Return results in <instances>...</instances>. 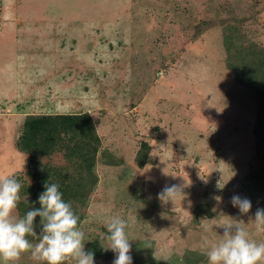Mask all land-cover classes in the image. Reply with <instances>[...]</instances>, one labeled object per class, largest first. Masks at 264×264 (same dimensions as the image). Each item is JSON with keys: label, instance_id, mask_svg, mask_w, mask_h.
<instances>
[{"label": "rangeland", "instance_id": "obj_1", "mask_svg": "<svg viewBox=\"0 0 264 264\" xmlns=\"http://www.w3.org/2000/svg\"><path fill=\"white\" fill-rule=\"evenodd\" d=\"M247 14L244 0H0V176L21 184L26 155L15 141L27 114L89 111L103 148L125 164L97 167L101 181L79 227L85 252L96 238L107 246L114 217L128 225L130 255L147 239L166 260L186 248L208 250L224 239L216 224L228 221L242 225L249 241L264 243L254 220L264 209V182L245 179L256 152L255 99L225 67L221 28L194 37L204 20ZM257 20L245 31L264 43V12ZM143 141L154 164L140 168L135 157ZM173 184L182 196L161 203L152 218L140 219L129 207L135 187L158 199ZM233 195L251 201L247 214L231 204ZM201 201L214 215L188 228ZM29 210L19 199L12 215ZM40 221H33L36 236L26 237L33 245L43 234ZM104 254L94 264H113L116 254ZM33 263L39 262L30 251L7 262Z\"/></svg>", "mask_w": 264, "mask_h": 264}, {"label": "trees", "instance_id": "obj_2", "mask_svg": "<svg viewBox=\"0 0 264 264\" xmlns=\"http://www.w3.org/2000/svg\"><path fill=\"white\" fill-rule=\"evenodd\" d=\"M244 1L247 15L204 20L195 26L194 37H200L213 27L221 28L226 52L225 67L234 74L236 84L246 88L256 102L253 124L256 152L249 162L250 168L245 179L264 182V43L253 40L245 31L246 23H259L257 16L264 12V5L262 0ZM19 130L15 146L26 155L25 173L20 174L19 178L20 202L31 209L41 208L38 197L45 191V183H56L62 199L71 205L74 214L79 217V229L101 181L98 165L117 167L125 164L124 158L103 148V138L89 111L27 114ZM135 161L140 168L154 164L148 142H142ZM131 198L134 202L129 207L140 219L152 218L154 212L161 209L159 199L150 198L142 188L135 187ZM163 211L165 214L172 213L169 209ZM213 215L209 202H198L187 227L199 228L207 217ZM154 246L155 241L152 239L135 243L131 253L134 255L132 264H209L207 250L202 246L194 252L186 248L181 255L168 260L155 259ZM88 251L93 252L95 258L105 256L104 247L98 238L89 244ZM37 262L47 264L45 261ZM63 264H68L67 260Z\"/></svg>", "mask_w": 264, "mask_h": 264}, {"label": "clouds", "instance_id": "obj_3", "mask_svg": "<svg viewBox=\"0 0 264 264\" xmlns=\"http://www.w3.org/2000/svg\"><path fill=\"white\" fill-rule=\"evenodd\" d=\"M44 187L45 191L38 197L41 208L29 210L23 218L17 219L12 213L20 199L21 184L14 176H0V259L7 264L30 251L32 259L47 264H63L68 259L75 264H94V253L84 250L85 233L77 227L79 217L62 199L58 184L47 182ZM178 195L182 196V186L173 184L166 185L157 197L162 204H167L170 200L174 202ZM230 202L241 214H247L252 207L248 198L239 195H233ZM37 216L41 217L43 234L39 243L33 245L26 237L36 236L33 221ZM254 220L256 230L264 232V209L256 210ZM216 225L224 228V239L206 251L209 264H260L264 261V243L249 241L242 225L231 221ZM106 227L107 246L103 247L116 254L113 264H132L126 221L114 217ZM161 258L155 256L157 260Z\"/></svg>", "mask_w": 264, "mask_h": 264}]
</instances>
